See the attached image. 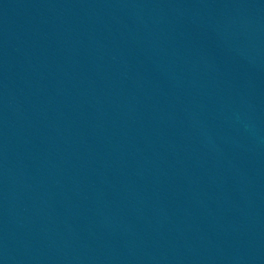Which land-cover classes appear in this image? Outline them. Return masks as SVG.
I'll use <instances>...</instances> for the list:
<instances>
[{
	"label": "water",
	"instance_id": "1",
	"mask_svg": "<svg viewBox=\"0 0 264 264\" xmlns=\"http://www.w3.org/2000/svg\"><path fill=\"white\" fill-rule=\"evenodd\" d=\"M0 264H264V0H0Z\"/></svg>",
	"mask_w": 264,
	"mask_h": 264
}]
</instances>
